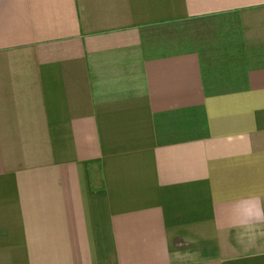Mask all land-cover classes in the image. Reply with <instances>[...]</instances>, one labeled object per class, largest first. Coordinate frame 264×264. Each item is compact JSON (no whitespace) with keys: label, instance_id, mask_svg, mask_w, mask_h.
Returning a JSON list of instances; mask_svg holds the SVG:
<instances>
[{"label":"crops","instance_id":"0c3cea01","mask_svg":"<svg viewBox=\"0 0 264 264\" xmlns=\"http://www.w3.org/2000/svg\"><path fill=\"white\" fill-rule=\"evenodd\" d=\"M0 264H264V0H0Z\"/></svg>","mask_w":264,"mask_h":264}]
</instances>
